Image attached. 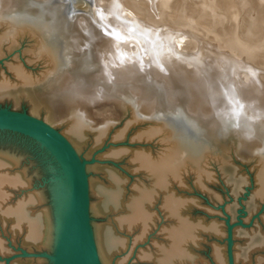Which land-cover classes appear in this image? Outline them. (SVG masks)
Returning <instances> with one entry per match:
<instances>
[{
	"label": "bare ground",
	"instance_id": "bare-ground-1",
	"mask_svg": "<svg viewBox=\"0 0 264 264\" xmlns=\"http://www.w3.org/2000/svg\"><path fill=\"white\" fill-rule=\"evenodd\" d=\"M199 1L201 3L202 0ZM203 1L217 6L214 0ZM186 2L0 0V25L4 29L0 37V50L28 36L34 46L28 55L29 61L38 60L43 67L32 75L18 62L7 64V72L0 74V92L16 84H40L49 93H55L54 96L59 99L55 102L59 112L54 109L60 114V117L56 115L57 119L65 116L59 120L60 129L55 130L68 142L82 164L88 192V248L82 264H122V261H116L113 257L129 243L118 234L131 230L134 238L130 240L132 246H129V252L134 251L135 260L150 261V264H201L195 254H198L196 249L199 247V238L204 235L202 233L221 238L224 230L214 223L203 226L200 221L190 219L188 211L194 201L179 196L178 189L185 187L184 175L189 171L193 172V185L196 188L201 189L205 181L209 180L211 173L206 163L211 157L208 155L211 147L206 136L215 124L221 123L224 132L242 126L243 134L252 136L258 143L257 165L253 175L254 194L259 201H264V114L245 103L231 65L219 61L212 51L201 44L195 49L187 47L192 41L166 24L167 19L180 22L190 16V3L187 6ZM156 9L160 13L151 19ZM132 10L145 14L149 19L143 21L136 18ZM184 10L185 13H181ZM121 13L129 18L133 26L145 29L151 38L163 43L165 55L160 56L161 59L150 53L141 58L139 52L133 57L123 47L124 41L132 39L134 30L120 22ZM193 17L191 20L200 25L207 23L205 19H197L195 14ZM136 61L141 65L151 61L154 65H151V73L154 72L160 78V81L159 78L154 80L156 76L150 73L141 77V80L137 77L140 80L138 84L145 86L147 93H143L145 90L135 91L132 87V63L136 64ZM157 63L160 67L156 66ZM188 88L192 90L191 94ZM201 91L207 93L213 107L208 115H203L201 110L189 104L199 97ZM90 92L101 93V96L127 109L129 122L117 131H110L111 125L107 121L109 116L99 118L100 125L93 124L92 109H87L82 102L83 98H92ZM142 96L153 98L150 110L144 108ZM111 107L112 110L116 109L114 104ZM111 107L102 108L101 112H111ZM206 117L212 119L206 120ZM131 126L138 128L133 132L132 140L150 142L157 136L161 143L167 144H160L154 156L149 150L140 148L135 151L118 148L104 154V157L111 159L110 164L117 166L115 161L130 151L127 161L134 163L135 172L142 171L150 177L148 187L133 186L132 197L126 198L125 178L107 167L104 177L108 187L103 188L92 179L90 163L86 158L105 139L118 141L125 138ZM140 126L142 129H139ZM0 131L26 141L28 145L33 143L47 158L46 162L41 159L48 173L43 179L49 181L38 187L41 174L35 175L37 171L34 170V175L38 177H32L33 174L29 177L28 169L20 165L19 156L17 158L15 154L0 151V228H10L9 235L12 237L21 234L19 242L24 254L19 258H25L14 264H54L52 258L61 248L70 215L71 194L66 169L56 152L40 140L19 132ZM10 188L21 191L17 202L10 203ZM91 196H99L100 206L93 203ZM155 202L160 209L158 212L163 213L170 222L166 227H159L166 245L157 244L155 253L152 252L154 248L150 247V250H136L134 245L145 239L158 220L151 209ZM100 212H110L114 218L111 221L107 218L108 223L98 227L96 216ZM233 248L231 262L239 264L236 245ZM213 252L215 264L229 263L226 262L223 247L215 248ZM40 254H48L50 258L38 256ZM259 264H264V260Z\"/></svg>",
	"mask_w": 264,
	"mask_h": 264
},
{
	"label": "rangeland",
	"instance_id": "rangeland-1",
	"mask_svg": "<svg viewBox=\"0 0 264 264\" xmlns=\"http://www.w3.org/2000/svg\"><path fill=\"white\" fill-rule=\"evenodd\" d=\"M190 1L187 0L186 2L187 6L190 3L188 6L190 16H188L187 19H183L180 22L167 19V21L165 20L166 24L173 31L182 33L188 41H192L187 47L195 49L196 46L201 44L202 47H206L212 51L218 57L217 59L219 61L231 65L232 72L242 91L245 103L249 107L255 108L258 112L264 114V0H214L217 2H215L217 6L212 4L216 7H213L215 11L212 5H210V2L207 3V1L202 0L200 3L199 0H194V3L193 0ZM188 9L185 6L186 12ZM211 9H213L212 11H214V13H212ZM185 10L181 11V13H185ZM132 12H134V16L140 20L146 21L149 19L141 12L135 10H132ZM159 13L160 10H154L151 19L155 17V14ZM123 14L124 13L120 14V22L125 24L128 29L134 30L132 39L124 41L122 44L123 47H125L133 57L139 52V54L143 55L140 56L141 58L146 57V54L150 53L153 57L161 59L160 56L165 55L163 43L151 38L145 29L133 26L129 18ZM194 14L197 15V19L207 20V23H205V25L201 23L200 25L197 21L191 20V18L194 19ZM3 31L4 29L2 25H0V37ZM205 31L209 34H206ZM148 44L149 46H147ZM33 50V41L28 36H23L10 47L3 46L0 50V74H5L7 72V64L13 62L20 63L24 69L32 75L39 72V69L43 68L41 65L42 63L38 60L29 61L28 58V55L31 54ZM153 52L157 55L155 56ZM140 65L141 64L137 61L136 64L132 63V73H135L132 75V87L135 88V91L143 92V90H145L143 93H147L148 90L144 88L145 86H140L138 82L141 80V77L144 78L149 75V73L156 76L154 72L151 73V65L152 67L154 65L151 64V61L143 62V66L141 65L142 67ZM157 65L159 66V63H157L156 66ZM138 74L140 75L138 76ZM137 77L140 80H138ZM157 78L159 77L156 76L153 79L156 80ZM158 81H160V78ZM188 92L191 94L192 90L188 88ZM54 95L55 93H49L48 90L40 84H16L0 92V108L25 112L30 116L42 120L54 129L57 128L59 130L61 125L59 120H62L65 116L63 115L64 117H61L62 119H57V116L60 117V114L57 113L56 110L58 108H56L57 106L55 105H57L56 103L59 99ZM90 95L92 98H83L82 102L87 109H92L91 115L95 121L93 124L98 126L100 125L98 124L100 123L98 122L99 118L109 116L107 121L111 125L110 131H117L122 129L129 122L130 114L126 111L127 109L109 100L110 98L101 96V93L92 94L90 92ZM142 98L144 108L150 110L151 106H153L152 102L154 100L151 101L153 98L144 96H142ZM209 99L210 97H208L207 93L201 91L199 97L191 100L192 102L189 101L191 102L189 104H193L194 108L201 110L203 115H208L211 109H213L212 104L209 103ZM112 104H114L116 109L112 110ZM110 107L111 112H101L102 108ZM55 108L56 110H54ZM100 113H102V115H100ZM147 115H144L145 118L148 117ZM205 119L211 120L212 118L206 117ZM221 125V123L215 124L210 128L206 136L211 147L209 149L211 153L209 152L208 154L211 157H209L207 163L205 162L208 165L209 174L211 173L208 178L209 180L205 181L201 189L196 188L193 185V172L189 171L184 175L185 187L178 189V194L184 199L194 201V205H192L188 211L190 219L200 221L203 226L214 223L224 230V235L221 238L207 232L202 233L204 235H201L199 238V247L196 249L198 254H195L197 255V261L201 260V264H215L212 259L214 254L213 251L215 248L223 247L226 252V262L228 263L226 240L227 225L229 224V226H233L232 250L234 249L233 246L236 245L239 264H259L260 261L264 260V201H259L256 198L253 181L254 170L257 165L256 154L259 152V146L252 136L243 134L242 126H236L231 132L229 131V133L224 132V128ZM140 128L142 129V126H140L139 129ZM137 129V126L129 127L126 137L122 140L112 141L111 139H105L102 145L95 150L96 152L93 151V154L86 158L90 163L89 166L91 168L92 179L97 181L103 188L108 187V181L104 177V170L107 167L114 170L119 176L125 178L124 194L126 198L132 197L133 186L139 185L148 187L150 184V177L142 171L139 172L136 170L135 172L134 163H129L127 161L131 155L130 151H135L137 148L146 149L154 156L157 150L160 149V144L163 143L159 141L157 136H155V138L153 137L154 139L152 138L150 142L132 140L131 137H133V132ZM27 143L24 140L13 137L11 134H4V132L0 133V151L9 152L11 155L15 154L17 158L19 156V160L21 158L20 165L26 170L28 169L27 173H29V177H31L32 174V177L36 174H38V176L41 174L39 177L37 176L40 181H38V187H40L44 185V182L49 181L48 179H43V177H47L48 175L45 170L46 166L44 167L47 158L43 157L40 149L33 143L29 145ZM164 143L162 145L166 146L167 143ZM118 148H126L130 151L125 153L118 161H115V164L118 165L114 166L110 164L111 159L104 157V154L109 150ZM41 158L44 159L43 161L45 162H43ZM34 170L38 173H35ZM37 183L35 185H37ZM9 190L11 193L10 203L17 202L21 191L14 190L13 188ZM98 197L91 196V200H93L94 204L100 206L101 200H98ZM151 209H153L152 211L156 215V220H158L155 222L153 228L148 231L145 239L135 244L134 247L136 250L144 251L145 249L150 250V248H154L152 252L155 253L157 244L166 245L165 241H163L160 229L166 227L170 222L163 213L158 212L160 209L159 206L156 205V202ZM107 218L111 221L114 216H112L110 212L106 214L100 212V214L96 216L97 226L106 225V223H108V220H106ZM159 227L161 228L159 229ZM9 229L10 228H5L3 226L0 228V240L2 241L3 248V254L0 255V264H14L15 261L25 260V258L21 259V257L15 258V256L24 254L22 253L23 248L20 247L21 245L19 242L21 234L12 237L9 235V232L11 234ZM118 236L126 239L129 244L120 252H116L113 259L122 261V264L151 263L150 261L135 260L132 254L134 251L129 252V246H132L130 240L134 238L132 230L129 232L122 231V235L118 234ZM42 260L44 261V259Z\"/></svg>",
	"mask_w": 264,
	"mask_h": 264
},
{
	"label": "water",
	"instance_id": "water-1",
	"mask_svg": "<svg viewBox=\"0 0 264 264\" xmlns=\"http://www.w3.org/2000/svg\"><path fill=\"white\" fill-rule=\"evenodd\" d=\"M0 130L19 132L37 141L40 140L41 143L51 147L61 159L69 178L71 204L61 248L52 260L54 264H82L84 253L88 248V192L78 157L54 128L25 112L0 108ZM232 228L233 226L227 225L228 264H232ZM38 256L50 258L48 254Z\"/></svg>",
	"mask_w": 264,
	"mask_h": 264
}]
</instances>
